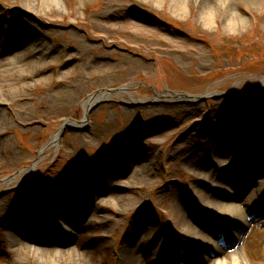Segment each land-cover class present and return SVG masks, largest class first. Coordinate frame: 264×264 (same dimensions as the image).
<instances>
[{"label":"rangeland","instance_id":"rangeland-1","mask_svg":"<svg viewBox=\"0 0 264 264\" xmlns=\"http://www.w3.org/2000/svg\"><path fill=\"white\" fill-rule=\"evenodd\" d=\"M118 1L115 16L99 18L107 0H0V264H190L191 250L209 256L172 216L180 206L195 219L218 216L197 200L211 182L183 147L197 145L212 171L219 146L235 134L211 120L227 114L254 125L244 133L249 150L264 145V3L233 0L241 19L230 29L223 10L207 20L194 3L179 15L172 0ZM101 89L107 96L97 94L86 111ZM250 101L262 114L248 110ZM130 151L140 155L133 165L146 167L132 188L125 172L109 175ZM93 189L83 205L94 214L77 223L70 244L11 241L9 218L23 221L32 210L39 225L57 228L46 218L60 195L83 202ZM259 215L248 217L258 229Z\"/></svg>","mask_w":264,"mask_h":264},{"label":"bare ground","instance_id":"bare-ground-1","mask_svg":"<svg viewBox=\"0 0 264 264\" xmlns=\"http://www.w3.org/2000/svg\"><path fill=\"white\" fill-rule=\"evenodd\" d=\"M49 1L51 2V0H45L48 6ZM158 1L161 2L162 0ZM213 1L214 0H212L211 3V0H172V2L177 4L175 11L179 15H184L187 6L192 3L202 8L203 15L207 20H211L215 15H218L219 10L226 11L228 28L235 29L236 21L241 19V15L229 8L230 6L232 7L233 0H217L220 7L217 6L218 3L214 5ZM239 1H243L248 5H261L264 3V0ZM123 5L124 4L120 3L118 0H107L96 16L99 18H112L111 14L115 16ZM117 17L123 18L122 15H118ZM242 20L244 21L243 18ZM96 21L98 22L99 20ZM142 22L146 21L142 20ZM140 26L146 29L148 28V25L141 24ZM17 44L19 45L20 42L9 44L7 50L14 49ZM24 57L25 53L20 51L18 54V58L20 59L18 60H23L25 59ZM97 59L104 60L110 58L99 56ZM164 93L166 94L169 92L166 91ZM105 95L107 96L106 93ZM177 97L189 98L188 95H178ZM97 100L98 97L96 96L94 98L90 97L89 103L85 104V109L88 110ZM249 106L251 108L248 110L252 112L260 110V107L252 101H250ZM259 113L262 114V111L260 110ZM224 117L225 115H223V118ZM226 117L232 116L227 114ZM226 117L224 119H218L217 121L211 120V122H215L212 126H214L217 131H222V129L230 130V133L235 134V138L233 137L227 141V143L219 146V149L222 148V150L219 151V157L217 156V158L209 164L212 171L204 170L205 160H203L204 157L201 156L199 150L196 148L197 145H186L183 147V149H185V153H183L185 157L194 161L196 172L211 182L210 185L197 191V200L206 208L208 207L211 213L218 215L217 218L213 217L212 219L207 217V220H205V218L202 219L197 217L195 219L189 215L186 208L182 209L180 205L179 208L177 207L173 211L172 216L174 223H183V228L181 229L183 233L187 237L193 238V240L201 241L199 242V246L206 249L209 254V256H207L200 250L199 252L197 251V253L191 250L188 253L189 259H187V262L190 264H264V228L261 229L260 226V224L264 225V221L258 223L259 229L256 225H250L248 222L249 216L251 220H256L260 216L259 213L261 214L264 212V145L259 149L262 155H260L259 151L252 152V150H249V143L246 142H250V140L244 133L248 132L250 129H254V125L248 121L234 118L227 119ZM210 128L209 123L203 126L204 130H209ZM57 138L58 135H56L55 139ZM56 141L57 140L54 142ZM234 151H236V153ZM239 154L241 155L239 156ZM227 155L230 157H227ZM138 156L140 155H135V152L132 151L126 155L122 154V158L114 160L115 163L113 167L111 165L109 166V175L113 172H125L124 174L127 180L124 186L132 188L134 183H137V180L141 179L146 172L145 166L133 165L134 160H136ZM260 166H262V168L258 169ZM77 183L80 184L78 181ZM94 190L95 189H93L91 193L85 195L83 202L72 200L65 194L62 196L60 195L52 204V206H54L51 209V215L46 219L51 218L57 222L59 230H56V228L50 224L49 220L43 223L44 227L39 225L36 219H38V216H41V214L37 213L36 218L31 217L30 214H33L32 210L22 212L21 216H25V220L23 219V221L20 220L21 217L18 219L9 218L8 228L11 241L15 242L22 237H26L37 243L53 244L54 241H58L61 238L59 245L63 242L64 244H70L73 239V230H75L74 228L77 223H84L90 212L92 215L89 216L90 218H88V220H90L94 214L95 207L89 209L83 205L88 202L87 200H94ZM242 196L243 202L237 203L236 200ZM64 204L67 205L65 208ZM256 206L261 209L255 210ZM7 213L11 215L12 211L7 209ZM29 220L31 224L26 222ZM35 232L41 233L39 238L34 235ZM245 232H247V234H245ZM49 235L52 236L51 239L48 238ZM133 237L130 238L131 242ZM225 249H227V253H225ZM181 255L182 254L177 253L179 259L182 257ZM171 261L178 262L177 258H172ZM168 263H171L170 258L163 260L162 264Z\"/></svg>","mask_w":264,"mask_h":264},{"label":"water","instance_id":"water-1","mask_svg":"<svg viewBox=\"0 0 264 264\" xmlns=\"http://www.w3.org/2000/svg\"><path fill=\"white\" fill-rule=\"evenodd\" d=\"M104 89H101V90H97V91H95L92 95H91V97H95L97 94H104ZM107 91H105V93H106ZM68 121V120H67ZM66 123L67 122H65L64 124H63V126H62V129L65 127V125H66Z\"/></svg>","mask_w":264,"mask_h":264}]
</instances>
